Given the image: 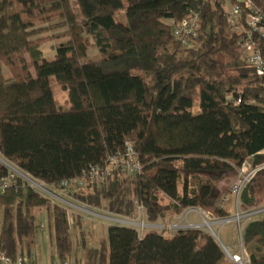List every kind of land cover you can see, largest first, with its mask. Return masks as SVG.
<instances>
[{
    "label": "trees",
    "instance_id": "obj_1",
    "mask_svg": "<svg viewBox=\"0 0 264 264\" xmlns=\"http://www.w3.org/2000/svg\"><path fill=\"white\" fill-rule=\"evenodd\" d=\"M253 2L264 12V0ZM121 10L124 22L115 18ZM186 17L196 18L198 30L185 45L171 28ZM44 39L56 42L50 60L39 49ZM91 46L99 58L83 62ZM49 77L67 91L65 108L56 105ZM126 141L140 169L113 170L97 184L69 190L72 201L125 218L142 205L151 224H168L189 208L231 215L226 204L241 165L264 164V78L241 58L220 1L0 0V177L7 163L58 189L104 165ZM261 178L264 167L241 189L242 209L264 204L256 194ZM43 210L53 229L51 259H67L68 209L19 177L0 194V252L34 256L36 214ZM240 236L248 264H264V217L249 219ZM82 259L236 264L201 227L139 235L117 223Z\"/></svg>",
    "mask_w": 264,
    "mask_h": 264
},
{
    "label": "built area",
    "instance_id": "obj_2",
    "mask_svg": "<svg viewBox=\"0 0 264 264\" xmlns=\"http://www.w3.org/2000/svg\"><path fill=\"white\" fill-rule=\"evenodd\" d=\"M223 10V15L232 27L233 31L239 37V48L241 58L250 65L254 72L264 78V50L260 47V42L264 40V12H262L253 2V0H219ZM172 34L175 38L179 39L182 44H188L189 38L194 37L198 30V22L194 17H186L180 20L174 21L172 25ZM8 167V172L5 176L0 177V194L4 193L9 187L17 185V177L25 181L29 186H37L44 190V187L33 181L29 175L19 171L17 168L5 163ZM264 167V164L251 167L250 163L246 160L241 165L240 171L237 178L231 185V193L235 195L238 200L239 194L243 186L253 177L255 172ZM121 170L124 172H135L140 169V163L136 152L133 150L130 142L126 141L121 151L111 155L104 165L90 166L89 169L79 176L63 180L60 182L58 190L60 195H53L57 202H64L73 205L68 200V191L78 189L85 186L86 184H97L99 181L112 172L113 170ZM43 183V182H42ZM70 198V197H69ZM187 213L195 211L196 208L186 209ZM264 214V204L250 210H244L241 213H236L235 218L240 217H253L255 215ZM228 218V217H227ZM117 220V219H115ZM228 220V221H231ZM227 221V222H228ZM128 222L130 225L138 227L136 230L139 233L140 230L150 229L155 224H151L145 221L144 218V207L142 205L137 206L136 216L129 218ZM204 224H207L204 221ZM190 227H200L197 224L191 223ZM39 228H43L40 224ZM139 235H142L139 233ZM241 243V237H240ZM242 246V244H241ZM243 248V247H242ZM244 250V249H243ZM244 253L247 256L246 251ZM227 257L236 264H248L247 259L244 258L243 253L232 254L229 253ZM0 264H36L35 257L26 254H18L16 257L11 258L0 252ZM50 264H73L67 259L59 260L53 258L50 260Z\"/></svg>",
    "mask_w": 264,
    "mask_h": 264
},
{
    "label": "rangeland",
    "instance_id": "obj_3",
    "mask_svg": "<svg viewBox=\"0 0 264 264\" xmlns=\"http://www.w3.org/2000/svg\"><path fill=\"white\" fill-rule=\"evenodd\" d=\"M16 10L17 5L14 2L10 11L13 12ZM115 18L124 22V10H121L119 13L115 14ZM48 35H50V32L43 33L39 37H47ZM55 43L56 42L54 39H44L39 43V49L41 50V55L43 58L47 60L53 58ZM98 58V50L91 46L87 50L86 57L83 59V62L98 60ZM28 61L31 60L28 58ZM30 70L31 73H33L32 67ZM3 72L8 78L9 73L5 66H3ZM49 80L51 92L56 105L60 108H65L68 99L67 91L63 90L53 77H49ZM31 179L44 187V190H42L39 187L34 186V188L39 193L52 199H55L53 195L61 196L60 191L54 186L44 184L34 178ZM232 179L233 178H231L230 181H232ZM256 189L259 202H264V178H261L258 181V186H256ZM65 199L76 205L73 206L68 203L60 202L68 209L69 219L71 222L69 227L71 249L70 255L67 257V260L70 262L77 260L78 262H81L80 264H82V260L84 261L82 258L84 257L86 251L90 248L97 247L101 239H106L107 225L111 223H117L131 226L135 229L138 228L134 225H130L128 222H125L129 221V218L109 213L103 208H90L85 204H79L72 201L71 198ZM226 206L231 212V215L228 218H215L203 212L199 208H196L195 211L188 213L186 212L187 210H185L182 214L178 215L168 224L159 221L154 223L155 225L150 229H139V233L143 234L148 230H156L158 232H162L164 236H170L174 230L190 227L191 223H193L199 225L204 230L213 233V237L221 242L227 248L229 253L240 255L243 253L244 258L247 259V256L244 253L240 243V233L244 224L249 219L264 217V214L255 215L253 217L244 216L240 217L239 219L235 218V220H231L236 217L237 212L241 213L242 211L246 210L241 208L239 201L233 194L231 195L230 201L226 204ZM107 216L117 220L108 218ZM36 221L38 224L43 226V228H39L35 234L34 250L36 261L38 264H50V257L54 248L52 224L48 220L44 210L36 214ZM204 221H206L207 224H204Z\"/></svg>",
    "mask_w": 264,
    "mask_h": 264
},
{
    "label": "water",
    "instance_id": "obj_4",
    "mask_svg": "<svg viewBox=\"0 0 264 264\" xmlns=\"http://www.w3.org/2000/svg\"><path fill=\"white\" fill-rule=\"evenodd\" d=\"M0 161H2V159L0 158ZM3 162V161H2ZM5 163V162H4ZM212 235H213V233H211ZM215 240L218 242V244H219V246L221 247V249H222V251L226 254V255H228V250H227V248L221 243V242H219L216 238H215Z\"/></svg>",
    "mask_w": 264,
    "mask_h": 264
},
{
    "label": "crops",
    "instance_id": "obj_5",
    "mask_svg": "<svg viewBox=\"0 0 264 264\" xmlns=\"http://www.w3.org/2000/svg\"><path fill=\"white\" fill-rule=\"evenodd\" d=\"M68 198H69V197H68ZM69 203H70V202H69ZM72 204H73V203H72ZM73 206H76V205L73 204ZM107 217H108V216H107ZM176 217H177V216H175L174 218H176ZM108 218L115 219V218H112V217H108ZM174 218H173V219H174ZM172 221H173V220H172ZM33 253H34V257H35V262H36V264H38L37 261H36V256H35V250H34V248H33ZM50 260H51V257H50Z\"/></svg>",
    "mask_w": 264,
    "mask_h": 264
}]
</instances>
